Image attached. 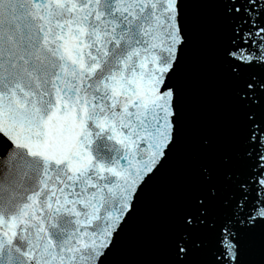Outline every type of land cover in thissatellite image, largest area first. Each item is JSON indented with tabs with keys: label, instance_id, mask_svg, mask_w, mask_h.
Here are the masks:
<instances>
[{
	"label": "snow or ice",
	"instance_id": "1",
	"mask_svg": "<svg viewBox=\"0 0 264 264\" xmlns=\"http://www.w3.org/2000/svg\"><path fill=\"white\" fill-rule=\"evenodd\" d=\"M0 264H264V0H0Z\"/></svg>",
	"mask_w": 264,
	"mask_h": 264
}]
</instances>
